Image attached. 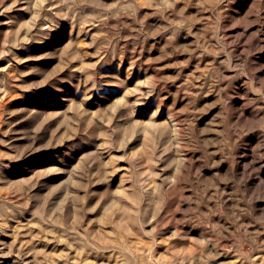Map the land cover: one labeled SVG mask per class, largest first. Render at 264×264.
Segmentation results:
<instances>
[{"label":"rangeland","instance_id":"rangeland-1","mask_svg":"<svg viewBox=\"0 0 264 264\" xmlns=\"http://www.w3.org/2000/svg\"><path fill=\"white\" fill-rule=\"evenodd\" d=\"M0 264H264V0H0Z\"/></svg>","mask_w":264,"mask_h":264}]
</instances>
